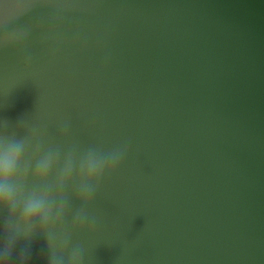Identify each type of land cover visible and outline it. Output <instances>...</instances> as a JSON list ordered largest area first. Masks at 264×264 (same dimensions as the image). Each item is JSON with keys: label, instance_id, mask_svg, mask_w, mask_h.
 <instances>
[{"label": "water", "instance_id": "water-1", "mask_svg": "<svg viewBox=\"0 0 264 264\" xmlns=\"http://www.w3.org/2000/svg\"><path fill=\"white\" fill-rule=\"evenodd\" d=\"M13 31L0 135L129 144L73 236L84 264H264V0H0ZM47 245L19 238L9 264Z\"/></svg>", "mask_w": 264, "mask_h": 264}, {"label": "clouds", "instance_id": "clouds-1", "mask_svg": "<svg viewBox=\"0 0 264 264\" xmlns=\"http://www.w3.org/2000/svg\"><path fill=\"white\" fill-rule=\"evenodd\" d=\"M24 38V32L13 31L0 43L7 47ZM27 130L28 135L19 139L16 133L0 135V212L7 213L0 238V264H9L19 238L30 243L37 235L47 238L49 264H84V250L73 242V236L94 230L96 220L87 209L104 178L116 173L127 158L129 144L109 150L100 146L81 149L74 144L65 151L58 144L46 146L35 129ZM59 130L67 134L68 125ZM73 199L80 207L66 231ZM57 235L59 240L54 242ZM29 256V249H22L19 264H26Z\"/></svg>", "mask_w": 264, "mask_h": 264}]
</instances>
